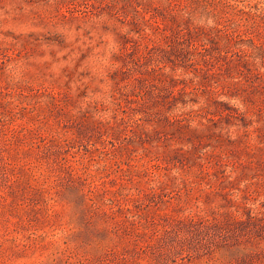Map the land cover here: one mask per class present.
I'll list each match as a JSON object with an SVG mask.
<instances>
[{
    "label": "rangeland",
    "instance_id": "1",
    "mask_svg": "<svg viewBox=\"0 0 264 264\" xmlns=\"http://www.w3.org/2000/svg\"><path fill=\"white\" fill-rule=\"evenodd\" d=\"M0 264H264V0H0Z\"/></svg>",
    "mask_w": 264,
    "mask_h": 264
}]
</instances>
